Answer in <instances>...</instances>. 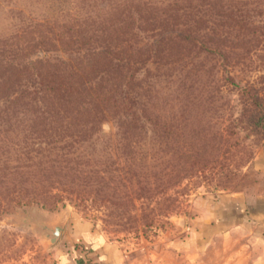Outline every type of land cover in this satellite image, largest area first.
Wrapping results in <instances>:
<instances>
[{
	"label": "trees",
	"instance_id": "obj_1",
	"mask_svg": "<svg viewBox=\"0 0 264 264\" xmlns=\"http://www.w3.org/2000/svg\"><path fill=\"white\" fill-rule=\"evenodd\" d=\"M60 2L19 13L0 35V213L71 201L108 223L151 225L148 201L186 178V114L174 101L186 90L166 93L160 77L186 84L209 57L238 94L230 126L264 131V0ZM109 120L116 153L95 156ZM205 144L192 143L190 170L204 167Z\"/></svg>",
	"mask_w": 264,
	"mask_h": 264
},
{
	"label": "rangeland",
	"instance_id": "obj_2",
	"mask_svg": "<svg viewBox=\"0 0 264 264\" xmlns=\"http://www.w3.org/2000/svg\"><path fill=\"white\" fill-rule=\"evenodd\" d=\"M59 2L0 0V35L17 28L19 13L39 17L57 10L51 9ZM205 66L209 72L186 77V84L180 82L181 77H160L164 92L182 98L186 90V98L174 100L175 108H183L186 114V178L148 201L156 208L151 225L108 223L101 210H82L71 201L55 208L37 204L18 207L0 213V264H100L92 249L96 240L120 245L128 263L186 264V224L201 207L224 193L259 194L264 189V131L230 126L240 112L238 94L231 84L218 79L214 58L209 57ZM242 76L237 74L240 83ZM99 135V143L88 147L89 151L95 156L115 154L106 144L118 136L115 122L106 121ZM194 141L207 144L201 160L204 167L196 171L190 170ZM133 212L140 215L141 210L138 207ZM56 225H62L63 230L53 242Z\"/></svg>",
	"mask_w": 264,
	"mask_h": 264
},
{
	"label": "crops",
	"instance_id": "obj_3",
	"mask_svg": "<svg viewBox=\"0 0 264 264\" xmlns=\"http://www.w3.org/2000/svg\"><path fill=\"white\" fill-rule=\"evenodd\" d=\"M95 243L100 264H134L120 245ZM186 264H264V189L220 194L201 207L186 224Z\"/></svg>",
	"mask_w": 264,
	"mask_h": 264
},
{
	"label": "water",
	"instance_id": "obj_4",
	"mask_svg": "<svg viewBox=\"0 0 264 264\" xmlns=\"http://www.w3.org/2000/svg\"><path fill=\"white\" fill-rule=\"evenodd\" d=\"M62 230H63V226H62V225H56V226L54 227V229L52 230V232H53V234H54V237L51 238V240H52L53 242H56V241H57V239L59 238V236H60Z\"/></svg>",
	"mask_w": 264,
	"mask_h": 264
}]
</instances>
